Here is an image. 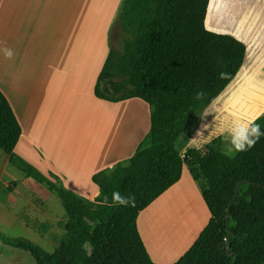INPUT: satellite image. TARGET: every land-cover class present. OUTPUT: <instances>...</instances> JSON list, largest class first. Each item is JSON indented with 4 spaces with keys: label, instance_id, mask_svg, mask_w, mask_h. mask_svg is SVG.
<instances>
[{
    "label": "trees",
    "instance_id": "16d2710c",
    "mask_svg": "<svg viewBox=\"0 0 264 264\" xmlns=\"http://www.w3.org/2000/svg\"><path fill=\"white\" fill-rule=\"evenodd\" d=\"M208 3L121 0L115 22L126 38L121 51L110 45L94 92L109 101L143 99L150 128L131 157L93 173L99 188L94 202L59 187L14 152L20 128L0 93V148L10 164L58 197L68 217L65 235L51 252L0 232L4 243L29 251L35 264H156L138 231V213L179 180L185 164L211 216L172 264L264 263V136L231 157L223 155L221 137L204 145L205 155L194 144L183 153L175 145L235 77L246 53L239 38L205 26ZM255 123L264 131V124ZM116 192L134 197L135 205L109 206ZM90 224L94 243L88 248Z\"/></svg>",
    "mask_w": 264,
    "mask_h": 264
},
{
    "label": "crops",
    "instance_id": "0c3cea01",
    "mask_svg": "<svg viewBox=\"0 0 264 264\" xmlns=\"http://www.w3.org/2000/svg\"><path fill=\"white\" fill-rule=\"evenodd\" d=\"M120 5L121 0H0V93L20 128L13 150L56 185L90 202L99 193L93 173L131 157L150 128L143 99L109 101L94 92ZM208 10V29L247 44L243 31L208 26ZM248 52L246 45L242 65ZM192 123L175 141L180 153L193 144ZM193 180L183 164L179 180L138 213V231L156 264L179 259L210 219ZM36 192L58 198L10 164L0 148V207L8 200L16 206L22 197L37 212H55Z\"/></svg>",
    "mask_w": 264,
    "mask_h": 264
},
{
    "label": "rangeland",
    "instance_id": "374dc122",
    "mask_svg": "<svg viewBox=\"0 0 264 264\" xmlns=\"http://www.w3.org/2000/svg\"><path fill=\"white\" fill-rule=\"evenodd\" d=\"M239 15L240 29L247 36V44L244 43L247 45L248 51L253 52L257 44L261 46L258 48V52L251 56L252 67L245 82L228 97L222 106H218V110L210 114L202 111L203 113H199L197 119L196 117L193 119L191 126L195 133L194 138L196 132L201 130V125L208 124L207 129L203 130L204 137L200 138L199 142H203L205 138H210L211 141L216 137L215 133L219 126L230 124L236 120H249L258 117L255 122L264 124V0H245L243 12ZM118 27L116 23L112 30L111 45L121 51L126 35ZM224 139L225 137H221L222 151ZM186 175L187 173H185ZM194 183L197 184L195 181ZM35 196L42 200L46 199L37 192ZM44 202L48 206L53 205L55 212L49 210L37 212L28 206L22 197L19 198L16 206H12L13 203L8 200L4 209L0 207V232L8 237L29 239L47 251H53L65 235L67 215H65L63 205L58 198L56 200L46 199ZM18 208L20 209L16 212ZM90 225V232L84 239V244L88 248H91L94 243L92 233L94 224ZM0 264H35V260L29 251L6 244L0 239Z\"/></svg>",
    "mask_w": 264,
    "mask_h": 264
},
{
    "label": "clouds",
    "instance_id": "9594fccd",
    "mask_svg": "<svg viewBox=\"0 0 264 264\" xmlns=\"http://www.w3.org/2000/svg\"><path fill=\"white\" fill-rule=\"evenodd\" d=\"M5 55L11 57L13 52L11 49H4ZM225 75L224 73L220 74ZM204 93H197V98H200ZM258 117H253L249 120H236L230 124L219 126L218 131L215 133L216 137H225L223 155L233 156L234 154L247 151L255 145V143L264 136V131H261L260 125L255 123ZM208 124H202L201 130L196 132L195 138L192 139L194 146L197 150L201 151V155L206 154L204 144L210 142V138L203 139L199 142L200 138L204 137L203 130L207 129ZM135 198L131 196H122L119 192L113 193L112 203L109 206H134Z\"/></svg>",
    "mask_w": 264,
    "mask_h": 264
},
{
    "label": "bare ground",
    "instance_id": "6f19581e",
    "mask_svg": "<svg viewBox=\"0 0 264 264\" xmlns=\"http://www.w3.org/2000/svg\"><path fill=\"white\" fill-rule=\"evenodd\" d=\"M244 2L245 0H210L208 3L207 25L241 31L239 13L243 12ZM251 56L254 55L249 51L245 58V63L240 67L235 77L228 83L216 99L209 103L204 108L205 110L203 109L202 111H206V113L208 112L207 114H210L218 110V106H222L228 97L245 82L252 67L250 62ZM202 111L200 113H203Z\"/></svg>",
    "mask_w": 264,
    "mask_h": 264
},
{
    "label": "water",
    "instance_id": "95a60500",
    "mask_svg": "<svg viewBox=\"0 0 264 264\" xmlns=\"http://www.w3.org/2000/svg\"><path fill=\"white\" fill-rule=\"evenodd\" d=\"M228 247H229V245H228Z\"/></svg>",
    "mask_w": 264,
    "mask_h": 264
}]
</instances>
